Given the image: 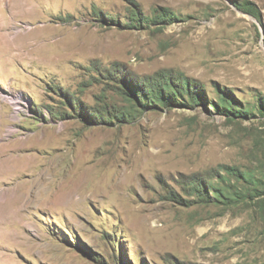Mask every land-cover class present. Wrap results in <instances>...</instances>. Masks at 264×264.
Instances as JSON below:
<instances>
[{"label": "rangeland", "instance_id": "374dc122", "mask_svg": "<svg viewBox=\"0 0 264 264\" xmlns=\"http://www.w3.org/2000/svg\"><path fill=\"white\" fill-rule=\"evenodd\" d=\"M0 264H264V0H0Z\"/></svg>", "mask_w": 264, "mask_h": 264}, {"label": "trees", "instance_id": "16d2710c", "mask_svg": "<svg viewBox=\"0 0 264 264\" xmlns=\"http://www.w3.org/2000/svg\"><path fill=\"white\" fill-rule=\"evenodd\" d=\"M165 85L169 86L167 83H164V84L162 85V88H164ZM175 90L177 91V94H179L178 90H177V89H175ZM170 92H171V95H172L173 92H172V91H170ZM170 92H169V93H170ZM155 97H158V96H155V95H154V96H151V98H153V99H154ZM159 97L162 98L161 95H159Z\"/></svg>", "mask_w": 264, "mask_h": 264}]
</instances>
